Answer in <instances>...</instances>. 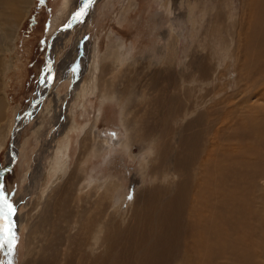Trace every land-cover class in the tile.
<instances>
[{
  "label": "rangeland",
  "instance_id": "obj_1",
  "mask_svg": "<svg viewBox=\"0 0 264 264\" xmlns=\"http://www.w3.org/2000/svg\"><path fill=\"white\" fill-rule=\"evenodd\" d=\"M72 1L70 10H65L67 16L59 22L61 0H33L29 14L24 17L22 11L16 16L21 25L18 31L15 30L12 46L7 40L11 47L9 52L8 48L1 51L0 34V90L9 101L4 127L7 137L0 145V186L17 209L12 219L19 238L11 255L7 246L0 248V264H78L81 254L90 253V227L100 224L103 231L95 247L109 239L112 245L107 251L113 247L115 264H132L140 252L143 226L147 220L149 224L152 221L151 214L157 203L173 199L183 210L180 223L185 222L191 192L206 168H213L216 175L220 173L222 177L226 174L224 184L227 187L238 182V186L250 189L253 201L244 205L264 211V150L259 148L263 150L261 159H247L241 153L239 139H235L246 130L243 122L248 109L246 105L260 104L255 97L247 100L253 87L251 83L259 76L257 80L264 83V71L263 74L259 72L256 53L245 55V41L250 30V25H246L248 18L250 20V0H186L185 5L178 8L172 4L164 7L161 0H92L82 22H73L71 28L66 29L71 14L85 4V0ZM6 2L10 4V0H0V18L5 20L14 10ZM187 2L197 3L193 10L197 20L194 28L189 22ZM202 8L205 9L204 17L198 15ZM4 25L0 24V32L4 28L3 31L8 33V29L13 28L10 24ZM172 28L177 36L176 44L173 38L167 40L164 36ZM51 44L54 48L50 62L55 79L42 94L39 87H42L46 53ZM93 44L99 62L109 46L129 57L127 67L122 70L124 77L121 74L116 80L127 96L121 108L113 99L99 103L97 92L75 102L79 88L72 87H76L84 73ZM163 52L172 57L170 62L166 61L169 69L165 62L161 63ZM158 61L159 65L156 64ZM158 71L162 72L159 74ZM68 75L74 76V82L69 81L71 76ZM99 75L100 71H97L98 80ZM153 76H156L154 80ZM169 95L176 99L174 103L183 96H194L196 101L203 98V102L182 120L180 114L167 116L160 104V101H170ZM123 108L124 111L130 109L128 119L132 122L136 119L138 125L142 121L156 123L153 133L152 130L133 132L134 159L126 156L124 147L114 144L125 132L120 122ZM252 111L253 116L260 115L258 109ZM194 117H201L198 118L200 121ZM208 118L211 119L209 122ZM204 119L207 122L204 123ZM86 120L89 126L96 120L94 131L109 138L111 149L106 153L95 155L93 152L83 158L91 135L86 133L88 125L83 132L78 131V127ZM36 126L41 128L37 132ZM63 136L69 137L65 173L61 175L62 172L57 171L51 175V159L56 147L63 143ZM250 139L246 137L247 144ZM140 143H147L148 149L154 151L148 159L149 175L145 181H141L139 174L140 147L137 144ZM8 155L11 157L9 162ZM81 158L83 163L77 169L76 163ZM246 159L251 166L250 163L246 166ZM169 166L176 176L169 184V192L162 193L161 187L165 188L169 183L168 175L164 174ZM250 168H256L253 177L231 175L236 170ZM59 175L61 179L57 178ZM84 176L91 177L92 185L118 177L122 182L118 192L124 197L120 206H114V199L102 198L100 195L105 192L102 188L98 190L99 195H94L96 192L92 187L86 192L83 184L78 183ZM46 178L47 186L43 185ZM42 185L44 193L40 197ZM99 197L101 200L96 203L94 199ZM48 199L50 204L59 202L62 211L46 235L38 229L47 214ZM107 205L113 206L110 211ZM82 207L85 209L79 217ZM252 224L258 246L253 250V261L245 259L240 264H264V222L253 221ZM174 251L171 244L162 257L168 258ZM238 258L239 252L232 250L224 256V264H238ZM220 262L218 259L216 263Z\"/></svg>",
  "mask_w": 264,
  "mask_h": 264
},
{
  "label": "bare ground",
  "instance_id": "obj_2",
  "mask_svg": "<svg viewBox=\"0 0 264 264\" xmlns=\"http://www.w3.org/2000/svg\"><path fill=\"white\" fill-rule=\"evenodd\" d=\"M185 2L186 0H161V4L164 7H167L168 5L172 4L175 8H178L179 6L183 5ZM6 3L9 4V2H6ZM33 4H34L33 0L32 1L31 0H10L9 5L12 8H14V10L11 12L7 20H5L4 18L2 19L0 18V24L2 27L6 26L4 24H10L11 26H13V28H11V31L8 29V33H5L3 31L4 28L0 32V34L2 35L1 36L2 40H3L1 51L5 52L6 48H8L7 52L10 51L11 47L8 46L7 40L10 42V45L12 46L13 40L15 38V33L16 31H18L17 29L21 25V21L20 22L16 21V16H18V14H20L23 11L25 13V15L23 14L25 17L27 14H29L28 13L29 8H31ZM72 4H73L72 0H61V7L58 8V12L60 13V16H61L59 19L60 20L59 22H61V20L64 19L65 16H67L65 14L66 13L65 10L66 8H69L68 10H70L71 8L70 5ZM195 5H197L196 2H191L187 4V14L189 16V22L191 23V28H194L197 24V20H195V17H193L195 16L193 14ZM248 6L250 8V20L248 18L249 23L247 22L248 24L246 23V25H250V30L246 36L247 38V41H245L246 44L244 43L245 51H246L245 55L251 56L252 52L256 53L254 55L255 58L258 57V59H256L258 60L256 65L258 64L259 72L263 74L262 71H264V0H250V2L248 3ZM204 12H205V9L202 8L198 15L200 17L201 16L204 17V14H205ZM164 36L166 37L167 40L169 38H173V41L176 44L177 36L173 33V28L170 29L168 32L164 33ZM243 39H244V36H243ZM53 48L54 46H52L51 44L50 51H47L46 53L47 61L43 68V77L41 80L42 87H39V89L41 88L40 90L42 94L44 93V91H46V88L49 87L54 82V79H55L54 76L52 75V71H53L52 68H51V73L46 71V69L49 66L50 67L52 66L50 61H51V54L53 52ZM91 50H92V54L88 56V60H87L88 63L86 62L85 64L86 68L83 70L84 73L82 71L83 74H81L82 76L79 79V83H76L77 88L75 87V85L72 87L73 89L79 88L76 92V95L74 96L75 102H77V100L80 101V99L85 97L86 95H93L95 92H97L96 96L98 95V97L96 98H98L99 103L113 99L117 102L119 108H121L122 102L127 96H126V92L122 90L123 88L119 86V83H117L116 80H117V77L120 76L121 74L124 77L125 71L122 72V70L125 67H127L129 57H127L126 54H123V55H121V53L119 54V52L115 48H113V46H109V49L107 50V54L102 57L103 58L102 62H99L96 59V45L94 46L93 44ZM170 60H172L171 55H168L167 53L163 52L161 63L162 62L166 63V61L170 62ZM256 60L254 59V61ZM243 61L246 62L245 60ZM156 64L159 65V61ZM167 66H168L167 68L169 69V65ZM8 67H9V64H8ZM97 71H100L99 80L97 76ZM104 71L106 72L104 75H102ZM161 72L162 71H158L159 74ZM49 75H51L52 77L50 82L46 79ZM68 76H71L70 78H68L69 81L71 80L74 82V78H73L74 76L72 75H68ZM262 76L263 75H261V77ZM155 77L156 76H153V80ZM257 79L256 80L254 79L255 82L251 83L253 87L251 89L252 90L251 93L248 94L249 98L247 100L249 101L250 98L255 97L256 101H260V104L259 105H256V104L246 105L248 109H246V114H245V118L243 121L246 126L245 128L246 130L244 131V133H240V137L235 138L236 140L239 139V143L241 144L240 145L241 153L243 152L247 156V159L249 158L261 159L263 157L262 152L264 150V83L260 84V80H257ZM96 82H98V85ZM39 89H38V93H40ZM1 91L2 90H0V145H3L7 137V130H5L4 127L7 121V111H8L7 109L9 107V101L5 97V94ZM42 94L40 95L41 97H42ZM169 98H170V101L168 100L163 101V103L159 99L160 104H163V109L166 112V115L168 114V115H173V116L175 115L179 116L180 114L182 120L187 115L191 114L194 110H196V108L201 104V102H203L202 100L203 98L199 99V101H196L197 99L194 96H185V97L183 96L181 98L178 97L177 102L175 103L174 101L176 99L173 97V95H169ZM173 98L174 100L172 101ZM161 100H164V98ZM174 104H176V106H173ZM208 108L210 109V107ZM253 109H258L260 111V115L256 117L253 116V111L251 112V110ZM120 112H121L120 122L125 132L120 139H118L117 141H114V144L118 147H124L126 156L130 159H134L135 155L133 154V145H136V144L133 143V140H134L133 132L137 130H145L147 132L148 131L150 132L152 130V133H153L154 132L153 129L156 128L155 127L156 123L155 121H150V123H148L147 121L146 122L142 121L138 125L136 119H134L135 121L133 120L134 122H132L131 118L128 119L130 109L124 111V108H123L120 110ZM206 116L208 117V114ZM194 118L198 119L201 117H194ZM165 119H168V118H165ZM209 120L211 119L208 118V122ZM95 121L93 123L91 122L92 124L90 126L88 125L89 121L87 120L84 121V123L82 124L80 123V126L78 125L79 126L78 131H82V132L84 128L87 127L88 125L89 128L87 129L86 133H89V136L91 135L89 137L90 143L86 145L87 147L85 149V153H83V158L93 152L95 153V155H101L103 152L106 153L108 150L111 149L110 148L111 142L109 141V138L100 136L97 130L94 131V129L96 128ZM205 121L206 120L204 119L203 122L205 123ZM189 122H191V120ZM229 122L232 123L231 121ZM41 126H43L42 123H41ZM70 126H72V124ZM39 128L40 127L38 126L35 129L36 132L41 129ZM72 128L73 127H71V129ZM246 137L251 138L250 139L251 142L249 144L246 143ZM63 138H64L63 143L60 144L59 146L60 149L59 147L58 148L56 147V151H54L55 155L51 159V163H50L51 166L49 170V174L51 175H53L57 171L62 172L61 175L65 173L64 169L66 168V163H67L66 158H68L66 150L68 148L69 137L68 139L67 138L65 139V136H63ZM141 143L137 144V146L139 145L140 147V154H139L140 159H138L139 160L138 165H139V170H140L139 174L141 177V181H145L146 177L149 175V173H147V170L150 166V165L148 166V162H149L148 159L151 157L154 151L152 148L151 150L148 149L149 145L147 143H144L143 145H141ZM82 146H84V144ZM259 148L263 150H260ZM10 158H11L10 155H8L7 160ZM83 158L78 160L79 162L76 163L77 169L83 163L82 161ZM247 159H246V166H248L249 163L251 166L252 163L249 162ZM9 161L10 160H8V162ZM231 162L232 161H230V163ZM209 164H212V163L209 162ZM209 164L207 163V166ZM209 167H211V165ZM250 169L236 170L231 175H235V177L236 176L242 177L243 175H247L249 177L255 176L257 173L256 168L255 170L253 168H250ZM244 170H249V171L244 172ZM172 171L173 169L171 168V166L167 167L166 171H164V174L168 175L167 179H169V183H166L165 188L161 187L162 193H167L170 190L169 184H172V181L174 177L176 176L175 172H172ZM152 172L154 173V171ZM216 172L217 171L213 170V168L212 169L206 168V171L201 173V176L199 177V181L197 183H195L194 181L195 186L193 187L194 189L191 192L192 195H191L190 207L186 208L188 210L186 212L187 219L185 222L180 223V220H181L180 217L183 214V210H180L179 207L176 206V204L173 202L174 201L173 199L167 198V200H165L164 203L161 204L159 202L160 205L159 203L156 202L157 207H154L153 213L151 214L153 215L152 221L149 224V220H147V222L143 226V237L141 239L142 244L138 248L140 249V252H138L137 255H135L137 256V258L135 257L136 261L134 263L132 262V264H218L216 263L218 259L221 260L219 264H224V256L228 255V253H230L232 250H236L239 252L238 264H240L241 261L245 259L246 261H248L247 259H249L250 262L253 261V257H254L253 250L258 245L255 240V229L253 228L252 222L261 221L263 223L264 222V211H258L253 206L248 207L244 205L247 203H251L253 201L252 198L250 197V193H249L251 191L250 189L248 188L245 189V188L238 186V182H235L232 185V187H227L224 184V180L226 179V178L224 179V177L226 176V174H224V176L222 177L220 173L216 175ZM61 175H59L57 178L61 179ZM47 178L43 182V185L45 186H47L49 183ZM90 178L91 177L84 176L83 178L80 179L78 183L83 184V187L86 188L85 190L86 192L89 191L90 188L92 187L94 189V192H96L94 195H99L98 190L102 188L105 192H103L104 195L101 194L100 196L102 198L107 197L109 200L114 199L115 200L114 206L117 204L120 206L122 198L124 197H123V194H119L118 192V189L122 187V182L120 181L118 177L108 178V180H105L102 183L99 182L100 184L94 183V185H92L93 182L90 180ZM216 178L217 180L219 179V182L216 180ZM43 185L40 191V197L44 193ZM158 188H160V185ZM101 197L94 199L95 202L96 203L99 202L101 200ZM47 201H49V199ZM47 201H46V207L48 208L47 214H44V217L42 218L41 223L39 224L40 227L38 226L39 227L38 231L46 235L49 234V231L53 228L55 219L57 218L58 215H61V211H62V208L60 207L59 202H56V204L55 203L50 204V201L49 203H47ZM107 206H108V210L110 209V207H113L112 205H107ZM82 208H81V212L78 213L79 217L80 216L82 217L83 215V211L85 208H83V210ZM258 213H260L261 215H259ZM18 222L20 223V221ZM102 226L103 225L100 224L96 227H93V226L90 227V231H89L90 240H91L90 253L84 252L83 254H81L80 259H79L80 262L78 264H115L114 255L112 254L113 247L110 248L109 251H107L109 246L112 245V242H110L109 239H105V243L101 244L98 248L95 247L97 240L100 238L99 235L103 231ZM32 234H33V230H32ZM91 235L93 239L91 238ZM150 239L153 240V243L151 244L149 243ZM172 242L174 243V245ZM171 244L172 246H174V249H175L173 254L168 255V258L166 256L162 257L163 253L166 252V250L171 246ZM262 246H264V244H262Z\"/></svg>",
  "mask_w": 264,
  "mask_h": 264
},
{
  "label": "snow or ice",
  "instance_id": "obj_3",
  "mask_svg": "<svg viewBox=\"0 0 264 264\" xmlns=\"http://www.w3.org/2000/svg\"><path fill=\"white\" fill-rule=\"evenodd\" d=\"M41 2H43V0H41ZM91 3L92 0H85V4L80 7L79 11L71 14V18L65 25V28H71L73 22H82V18ZM46 71L51 73V67L49 66ZM72 71L75 72L76 69L73 68ZM46 79L50 82L52 79L51 75H49ZM128 199L131 200L132 196L130 195ZM16 212L17 209L14 207V204L7 198L4 194L2 186H0V248L7 246L10 255L19 242L18 233L15 231L16 225L12 219ZM9 264H11V262H9Z\"/></svg>",
  "mask_w": 264,
  "mask_h": 264
},
{
  "label": "water",
  "instance_id": "obj_4",
  "mask_svg": "<svg viewBox=\"0 0 264 264\" xmlns=\"http://www.w3.org/2000/svg\"><path fill=\"white\" fill-rule=\"evenodd\" d=\"M4 172V171H3Z\"/></svg>",
  "mask_w": 264,
  "mask_h": 264
}]
</instances>
